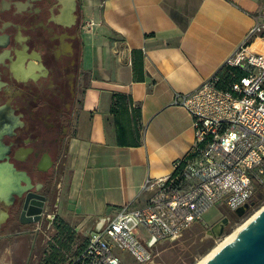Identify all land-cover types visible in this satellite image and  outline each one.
Listing matches in <instances>:
<instances>
[{"label": "crops", "instance_id": "1", "mask_svg": "<svg viewBox=\"0 0 264 264\" xmlns=\"http://www.w3.org/2000/svg\"><path fill=\"white\" fill-rule=\"evenodd\" d=\"M81 1L83 95L66 139L58 206L59 221L79 237L69 251L55 246L47 262L53 236L41 250L32 238L25 264L37 256L39 264H67L100 218L144 204L145 181L168 176L193 142L191 117L174 95L218 72L264 10V0ZM16 251L0 250V264H16Z\"/></svg>", "mask_w": 264, "mask_h": 264}, {"label": "built area", "instance_id": "2", "mask_svg": "<svg viewBox=\"0 0 264 264\" xmlns=\"http://www.w3.org/2000/svg\"><path fill=\"white\" fill-rule=\"evenodd\" d=\"M220 70L173 104L191 117L193 142L172 172L147 179L138 208L124 206L103 230L90 231L67 264H148L162 241H174L220 205L236 211L264 190V10ZM91 23L84 24L89 28ZM261 42L262 52L254 49ZM227 72L221 77V72Z\"/></svg>", "mask_w": 264, "mask_h": 264}, {"label": "flooded vegetation", "instance_id": "3", "mask_svg": "<svg viewBox=\"0 0 264 264\" xmlns=\"http://www.w3.org/2000/svg\"><path fill=\"white\" fill-rule=\"evenodd\" d=\"M82 24L81 0H0V250L57 232L66 139L83 95ZM36 202L37 222L28 216ZM217 208L218 220L234 217Z\"/></svg>", "mask_w": 264, "mask_h": 264}, {"label": "rangeland", "instance_id": "4", "mask_svg": "<svg viewBox=\"0 0 264 264\" xmlns=\"http://www.w3.org/2000/svg\"><path fill=\"white\" fill-rule=\"evenodd\" d=\"M264 207V200L258 207L247 211L241 218H230V222L224 227L223 234L215 236L207 232L219 220L220 209L214 207L203 215V224L196 222L191 228L187 229L183 235L174 241H162L159 246L158 255L148 264H196L204 256L218 246L228 235L234 232L238 227L244 225L255 213ZM52 231L50 230L47 235L42 238L41 244L36 243V250H41L42 247L49 249L46 243L50 238ZM208 238L206 244H202L200 239ZM32 238L25 240H13L12 245L7 248H17V255L10 256L16 258V264H25V254L30 250V243ZM2 251V250H1ZM117 255L123 259L127 264H135L132 258L124 251L117 249ZM9 261V256H5ZM32 264H39V257L31 259ZM13 264V263H11Z\"/></svg>", "mask_w": 264, "mask_h": 264}, {"label": "water", "instance_id": "5", "mask_svg": "<svg viewBox=\"0 0 264 264\" xmlns=\"http://www.w3.org/2000/svg\"><path fill=\"white\" fill-rule=\"evenodd\" d=\"M39 204L36 202L33 205L34 210L28 214L35 222L41 218L44 211L43 206H39ZM251 205V203L245 204L235 212H244ZM99 222H101V226L95 227L94 231L103 230L108 220L100 218ZM227 223V218L220 219L208 230L207 236L210 234L222 235ZM205 264H264V207L237 233L233 240L218 250Z\"/></svg>", "mask_w": 264, "mask_h": 264}, {"label": "trees", "instance_id": "6", "mask_svg": "<svg viewBox=\"0 0 264 264\" xmlns=\"http://www.w3.org/2000/svg\"><path fill=\"white\" fill-rule=\"evenodd\" d=\"M254 49L257 52H262V50H261V42L260 41H256L255 42ZM219 74H221V77H226L227 76V72H225V71H223V72H221ZM114 98H116L115 103H117L122 97H121L120 94H116V95H114ZM139 109L140 108L138 107V112H139ZM112 111H113V108H112ZM263 200H264V190L258 187V188H256L254 199L251 201L252 205L249 207V209L244 211V212L241 211L240 213L235 212L233 218H241V217H243L247 213V211H250L251 209H254V208L258 207V205ZM77 237H79V235L76 234L70 226H68L67 224L63 223L62 221H59L58 222L57 232L52 237L54 245L52 246V251H50L51 255L48 258H46V260H44V262H47V259H49V261H53V259H55V252H56L55 246H57L59 249H66L67 251H69L71 249L70 245L72 244L73 241L75 242ZM207 242L208 241L201 242L200 245L206 244ZM85 243H86V240H85Z\"/></svg>", "mask_w": 264, "mask_h": 264}, {"label": "bare ground", "instance_id": "7", "mask_svg": "<svg viewBox=\"0 0 264 264\" xmlns=\"http://www.w3.org/2000/svg\"><path fill=\"white\" fill-rule=\"evenodd\" d=\"M260 211V210H259ZM258 211V212H259ZM255 213L249 220H247V222L238 227L236 230H234L233 233H231L230 235H228L220 244H218L217 247H215L214 249H212L208 255L204 256L201 260H199L198 262H196V264H205L218 250H220L223 246H225L226 244H228L231 240H233V238L237 235V233L246 225L248 224V222H250L257 214Z\"/></svg>", "mask_w": 264, "mask_h": 264}]
</instances>
